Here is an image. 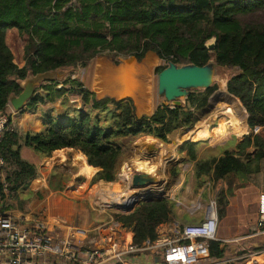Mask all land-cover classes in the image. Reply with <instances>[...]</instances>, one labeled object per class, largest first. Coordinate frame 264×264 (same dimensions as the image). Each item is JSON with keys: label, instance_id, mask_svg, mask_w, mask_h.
I'll return each instance as SVG.
<instances>
[{"label": "trees", "instance_id": "obj_1", "mask_svg": "<svg viewBox=\"0 0 264 264\" xmlns=\"http://www.w3.org/2000/svg\"><path fill=\"white\" fill-rule=\"evenodd\" d=\"M9 31L23 43L22 67L14 62ZM211 38L215 46L209 50L205 43ZM147 53L162 62L157 74L169 62L201 66L210 60L229 72L225 90L246 110L248 134L234 151L218 157L201 155L204 140H185L177 148L186 154L184 162L192 164L197 189L205 180L222 182L217 213L221 220L226 216L230 198L241 187L236 180L258 173L264 160V0H0V115H6L9 98L22 91L21 80L57 69L71 71L62 80L40 84L25 107L36 111L45 99L81 102L63 120L45 115L40 132H24L7 117L11 129L0 140V215L27 210L33 219L44 220V199L49 190L62 187L52 181L63 177L54 168L49 189L30 190L40 170L22 157L23 147L61 160L76 152L79 175L89 179L94 174L89 184L114 182L123 156L118 139L144 136L169 143L171 134L192 123L195 111L204 109L218 89L216 82L191 91L181 106L161 103L150 115H138L131 98L98 97L80 78H71L97 56L118 64L119 57L135 56L140 62ZM245 117L242 113L243 122ZM255 125L261 127L258 133ZM177 173L178 168L171 170ZM175 204L166 197L142 201L132 213L114 217L140 244L154 240L160 224L177 218ZM220 245L209 241L211 258L227 257L230 249Z\"/></svg>", "mask_w": 264, "mask_h": 264}, {"label": "crops", "instance_id": "obj_2", "mask_svg": "<svg viewBox=\"0 0 264 264\" xmlns=\"http://www.w3.org/2000/svg\"><path fill=\"white\" fill-rule=\"evenodd\" d=\"M12 53L16 57V59H14V62L17 64L18 67H22L24 65L23 52L22 51L20 52L18 59L13 50H12ZM148 57H152L153 59H155L156 60L155 65L157 64L159 59L153 53L152 55ZM100 68L102 71H100ZM95 70H96L95 71L96 78L97 77L101 78V73L104 72V75H105L104 82H106L108 85L103 86L97 83H92V90L98 95V97H102L105 93L106 95L113 96L114 94L112 91L116 89V85H117L116 79H113L114 77V72L112 71L113 67L107 68L104 62H97ZM70 71L71 69H63L62 79L68 76ZM71 78L72 79L77 78L76 74L72 75ZM55 79H57V77ZM44 82H49V81H42V82L37 83L35 86V91L39 87V85ZM141 87H142V84L140 85L139 88L130 90L128 93V96H131L134 98L135 103L140 107L141 110L150 111L152 105H151V96L149 94V90L148 92H145L143 89H141ZM219 87L220 89L218 90L217 95L215 96L217 97L216 104L220 102V103H223L225 106H231L228 109H230L231 112H233V114L235 115V117L238 118L237 121H239L240 125L237 128L236 134L230 135L222 142L215 141V144H214L213 142H211L209 138H206L205 136L199 137V140H204L207 142L206 145L203 146L201 149V155L205 154L207 156L209 155V156L218 157V156H221L225 151H234L235 147L231 150H226L224 148V145L226 144V142L231 138V136H233L236 138V144H237L243 139L244 135L248 134V131H249V128L247 125L248 114L246 110L244 109V107L240 106L238 101H236L233 98L234 97L233 95H232L233 96L232 98L235 100L234 104L232 105L228 103L226 97L230 95H228L225 90L226 82H223V84H220ZM39 91H41V89ZM145 93H146V96L148 97L144 99ZM142 94H143V99L141 98ZM80 106H81V102L78 99L71 98L66 102L65 101L63 102V99H57L54 102H51L50 100L45 99L44 102L40 104V106L38 107L36 111L30 110L26 107H24L20 111H15L11 107V105H9L8 103L7 109H6V116L11 119V122L13 125L17 126L19 129H21L24 132L26 131L40 132L43 129V117L45 115L49 114L57 119L63 120L66 118V116L72 113L73 108H78ZM243 110H245V113ZM196 112L197 111H195L194 118H196ZM242 113L244 116L246 114L244 122L241 120ZM237 121L235 122L236 124H238ZM181 130L182 132H184L186 130L189 131L191 129L190 127H181ZM181 133L176 134V131H175L173 134H171L169 136V139H170L169 143H163L153 137L146 139V140H151V141L156 140L160 143V145H163L164 147H171L169 151L171 152L172 156L174 157V159H179L178 161H176V163H174L176 164L175 167L178 168V172L180 170L179 168L180 166L190 165V176L192 177V180L194 181L195 186H196V180L193 176L192 164L185 163L184 161L186 159V154L179 153L177 151L178 146L181 144V142H183V141H176L177 138L179 137V134ZM166 149L168 150V148ZM21 155L22 157L27 159L29 162L35 163L36 165H38L39 170H40L39 177L31 182L30 190L36 191L42 188L49 189V186H48L49 178L48 177L52 173L54 167L58 165L60 160L56 157H39L32 149H29L26 147H23L21 149ZM143 161L145 160L135 162L136 169L138 170L144 169V164L139 163ZM171 170H170V174H171ZM121 171H122V176L127 177L128 170L125 168V166H123ZM154 172H155V169H154ZM146 174H152V173H146ZM258 174L261 175L262 178H264V160L260 162V171L253 175H258ZM73 179L74 178H72V181L70 182L73 184L67 185V187L63 188V190L61 191L49 190V193L47 194L46 198L43 201L45 205L46 217H56L64 221L75 223L71 218L74 217L76 214H80L79 223L81 226L90 227V228L100 227V233L96 231L90 232L89 235L91 237H95L97 239L99 238L103 239L107 234H110L113 232V233H119L121 236V239L132 240V236H133L132 232L130 230L122 228L121 225L117 221H115L114 214L113 216L95 217V215H92L94 213L91 211H89L88 213L83 212L85 211V207L83 206L82 201H84L83 199L85 198L87 199L86 195H83V194H85L84 191L87 187L85 184L78 186L77 184H75V180ZM185 181H186V177L184 176L183 179L180 181V184L184 183ZM100 182L104 184L112 183V182H103V181H100ZM207 182H211L210 188L205 187ZM221 185H222V182L220 180L216 182L210 181V180L204 181V183L199 187V188H202L201 192L198 194L199 201H197L198 200L197 199L196 200L197 202L195 203V204H199L201 209L196 212H193L194 210L193 206L195 205L193 204L191 205L190 208L187 209L185 214L181 215L176 210V204H175V211H176L177 218L174 220L168 221V222H171L170 226L194 224V223L201 222L204 217V213L207 207L208 200L214 197L215 193H217ZM247 187H252L251 188L252 190H251V195L245 198L244 197L245 193L248 192V191H245V188ZM187 188L191 189L192 187L189 184ZM92 189L93 188H91L90 191ZM261 192H264V181H261L259 184H255V185L250 183L244 188H237L235 189L232 197L230 198V205L227 209L226 216L231 214V210L235 208L237 209L236 218H235L236 222H234V228H233V231L236 232L235 233L236 236L233 235L230 237H226L223 240H220L221 247L224 245H227L228 248L230 249V251L227 253V257H229L230 255L233 256V255H239L241 253H245L250 258L251 263L264 264V252H261L259 249V248H263L264 246V235L262 234L257 235V236L253 235L256 230L255 220H256V211H257V201H258V196ZM145 193H141V194L144 195ZM60 197L63 198V200H66L67 202L62 203L61 201H59L62 199H58V202H57V198H60ZM168 198L176 201L172 197H168ZM245 200L249 201L248 203H249V206L251 207V210H255L254 219L248 218L247 217L248 215H246L243 212L242 205ZM175 203H177V205L180 204L179 201ZM9 213H11L13 216L17 218L22 217V220H24V218L25 219L33 218L30 212L27 210L25 211L12 210V211H9ZM115 214H122V213H115ZM168 227L169 225L167 224V222H165V223L160 224L157 227V229L168 230ZM142 259L143 258L141 257V259L139 260H142ZM149 259H150L149 257L145 258V260H149Z\"/></svg>", "mask_w": 264, "mask_h": 264}, {"label": "built area", "instance_id": "obj_3", "mask_svg": "<svg viewBox=\"0 0 264 264\" xmlns=\"http://www.w3.org/2000/svg\"><path fill=\"white\" fill-rule=\"evenodd\" d=\"M8 129L11 126L7 125V116L0 115V140ZM260 129L255 125L253 132L258 133ZM2 163L0 159V165ZM210 185L211 182H207L205 187L210 188ZM98 191L101 192L96 193ZM99 192L95 197L100 207L114 206L116 212L122 214L132 213L136 208V204H132L146 197L132 199L118 208L117 194ZM193 207V212L201 209L199 204ZM255 221L253 235L264 234V192L258 196ZM167 224L168 230L156 229L154 240L136 244L130 239H121L119 233L112 232L103 239L89 235L92 231L100 233V227H84L56 217L22 220L8 212L0 215V264H253L245 253L222 259L210 257L209 241L217 240L216 193L208 200L201 222ZM259 249L264 252V248ZM141 257L144 261L139 260ZM146 257L150 259L145 260Z\"/></svg>", "mask_w": 264, "mask_h": 264}, {"label": "rangeland", "instance_id": "obj_4", "mask_svg": "<svg viewBox=\"0 0 264 264\" xmlns=\"http://www.w3.org/2000/svg\"><path fill=\"white\" fill-rule=\"evenodd\" d=\"M7 42L14 51V53L16 54L18 59L19 54L22 51L21 47L23 45L20 37L16 35L15 31H9L7 33ZM150 55H152V53H147L140 62H137V63H142V61L145 60V63H142L139 66L137 72H139V77L142 78L141 89H143L145 92H148L149 90V94L151 96V105H152L150 111L141 110L140 107L135 103L134 98L131 96H127L128 98H131L133 100L136 108V113L138 115H143V114L150 115L153 112V110L157 106H159L164 100L162 97L158 96L157 94L156 68L159 65H161L162 62L161 60H158L157 64L155 65L156 60L153 59L152 57H148ZM14 58L16 59L15 56ZM109 61L113 63L110 59L104 56H97L91 61L90 65L87 68H79L76 77L80 78V80H82V83L84 84V87L90 89L91 91H93L92 83H97L99 85L106 86L108 84L104 82V76H105L104 72L101 73V78L98 77L96 78L95 67L97 62H104L107 68L113 67ZM100 71H102L101 68ZM228 77H229V72H227L224 68L219 70L218 75L216 77V83L218 84V89L215 92H213V94L209 97V102L207 106L204 109L196 112V118H194L191 125L188 126L190 127L191 130L189 131L186 130L184 132H182L181 128L176 130V134L181 132L183 133V134L182 133L179 134V137L177 138L176 141H185L191 139L195 141V140H199V137L205 136L215 144V141L222 142L230 135L236 134L237 128L240 125L239 121H237L238 118H236L233 112H231V110L228 109L231 106H225L223 103L220 102L216 104L217 97H215V93L220 89L219 87L220 84H223V82H227ZM105 95L106 93L102 97H104ZM147 97L148 96H146L145 93L144 99ZM141 98L143 99V94L141 95ZM226 99L228 103L232 105L234 104L235 100L232 98V96H227ZM236 121L238 122V124L235 123ZM117 141L123 148V156L121 157L117 165V178L114 182L98 185L100 182L99 181L96 182L95 184H89L94 174L89 179L85 178L82 175H79L78 167L75 164L76 162L75 157L77 153L73 152L69 160L59 159L60 161L58 165L54 167V168H58V171L63 175L62 179H58L57 177L52 179L54 185H56L58 181L59 184L62 185V187L56 189V191H61L63 190V188L67 187V185L73 184L70 183L72 181V178H74L73 180H75V184H77L78 186L85 184L86 187L87 186L88 187L84 191L85 194H83L86 195L87 197V199L85 198L83 199L84 201H82L83 206L85 207V211L83 212L88 213L89 211H91L94 213L95 217L113 216V214L115 213H120V212H116L117 208H115L114 206L112 207L109 206L107 208L100 207L98 203L99 200L96 198L99 195L98 194L99 191L96 193L97 190H101V192L99 193H102L103 191V193L109 195L117 194L115 195V197H117V200H115V202L119 204L117 206L121 205L122 198H125L126 196L129 195L133 196L134 198L135 196H139V194L145 192L146 193L144 195H146V197H152L154 199L172 197L176 200L175 202L177 201L180 202V204L178 205L176 203V210L181 215L185 214L187 209L190 208L191 205L199 201L198 194L201 192L202 188H198V189L196 188L195 183L192 180V177L190 176V165L180 166L179 167L180 170L176 175L170 174V170L176 166V164L174 163H176V161L179 160V159H174V157L172 156L171 152L169 151L171 147H164L163 145H160V143L156 140H152V141L146 140L143 136L138 138H133V137L120 138ZM235 146H236V138L231 136V138L224 145V148L226 150H231ZM166 148H168V150ZM142 160L145 161L139 163L144 164V169L143 170L136 169L135 162ZM123 166H125V168L128 170L129 175L127 174V177L122 176L121 170ZM146 173H152V174H146ZM135 174L145 179L148 178V181H146V183L143 185H133L132 176ZM184 176L186 177V181L180 184V181L183 179ZM261 181H264V178H262V176L259 174L258 175L251 174L243 179L236 180V182L241 183L240 185L241 187L239 188H244L250 183H252L253 185L259 184ZM189 184L192 187L191 189L187 188ZM94 185H96L97 187ZM91 188L93 189L90 191ZM251 188L252 187L245 188V191H248L245 193L244 196L245 198L251 195V190H252ZM58 199H62L59 200L62 203L67 202L66 200H63V198L61 197L57 198V202ZM248 202H249L248 200H245L243 202L242 205L243 212L246 215H248L247 216L248 218L254 219L255 210H251V207L249 206ZM236 211H237L236 208L231 210V214L225 216L222 220L218 216V229L216 233L217 240L220 241L225 239L226 237L235 235L236 232L233 231V228H234V222H236L235 220ZM79 216L80 214H76L74 217L71 218L75 222V224L78 225H80Z\"/></svg>", "mask_w": 264, "mask_h": 264}, {"label": "water", "instance_id": "obj_5", "mask_svg": "<svg viewBox=\"0 0 264 264\" xmlns=\"http://www.w3.org/2000/svg\"><path fill=\"white\" fill-rule=\"evenodd\" d=\"M205 46L209 50H212L215 46V38H211L207 41ZM131 62H138L135 56L120 58L118 64H112L114 66L124 67ZM220 69H222V67L214 60H210L201 66L196 64L177 66L173 62H169L167 66L157 74V94L164 99L162 102L164 106H181L185 103L191 91L205 90L215 83ZM62 70L63 69H57L55 71H48L36 75H28L24 80L19 82L22 91L18 95H12L9 98V105H11L15 111L22 110L29 99L35 94L36 84L42 81L62 80ZM56 77L57 79H55ZM123 98H127V96L115 99L120 100ZM146 181H148V178L145 179L136 174L132 176L133 185H143ZM153 199L152 197H145L141 201L139 200L132 204V206L135 204L137 206L142 201Z\"/></svg>", "mask_w": 264, "mask_h": 264}, {"label": "bare ground", "instance_id": "obj_6", "mask_svg": "<svg viewBox=\"0 0 264 264\" xmlns=\"http://www.w3.org/2000/svg\"><path fill=\"white\" fill-rule=\"evenodd\" d=\"M142 63H145V60L142 61ZM142 63L131 62L130 64H127V66H124V67L113 65V70H112L114 72L113 79H116L117 85H116V89H114L112 91L114 94L112 97L119 99V98L128 96V93L130 90L140 87V85L142 83L141 82L142 78L139 77V72H137V71H138L139 66ZM136 66H138V67H136ZM137 85H138V87H137ZM146 87H148V86H146ZM142 196H144V195L140 194L139 196H135L134 198H133V196H130V195L126 196L125 198H122L121 205L116 206V207L121 208L124 204H128L130 202V200L139 199ZM148 196H150V195H148Z\"/></svg>", "mask_w": 264, "mask_h": 264}, {"label": "flooded vegetation", "instance_id": "obj_7", "mask_svg": "<svg viewBox=\"0 0 264 264\" xmlns=\"http://www.w3.org/2000/svg\"><path fill=\"white\" fill-rule=\"evenodd\" d=\"M120 58H122V57H119L118 59H120ZM111 60V59H110ZM112 61V60H111Z\"/></svg>", "mask_w": 264, "mask_h": 264}]
</instances>
